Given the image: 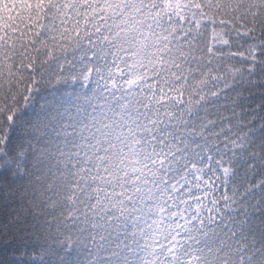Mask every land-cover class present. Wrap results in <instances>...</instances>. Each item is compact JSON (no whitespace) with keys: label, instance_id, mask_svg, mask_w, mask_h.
<instances>
[{"label":"snow or ice","instance_id":"snow-or-ice-1","mask_svg":"<svg viewBox=\"0 0 264 264\" xmlns=\"http://www.w3.org/2000/svg\"><path fill=\"white\" fill-rule=\"evenodd\" d=\"M0 264H264V0H0Z\"/></svg>","mask_w":264,"mask_h":264}]
</instances>
